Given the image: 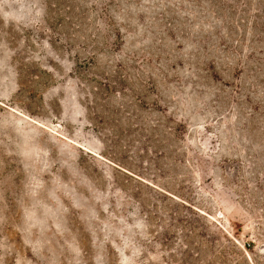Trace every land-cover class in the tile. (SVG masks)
Listing matches in <instances>:
<instances>
[{
    "label": "rangeland",
    "instance_id": "374dc122",
    "mask_svg": "<svg viewBox=\"0 0 264 264\" xmlns=\"http://www.w3.org/2000/svg\"><path fill=\"white\" fill-rule=\"evenodd\" d=\"M0 264H264V0H0Z\"/></svg>",
    "mask_w": 264,
    "mask_h": 264
}]
</instances>
